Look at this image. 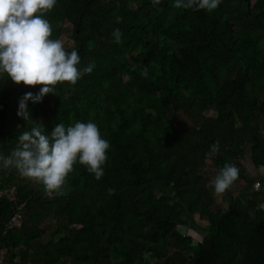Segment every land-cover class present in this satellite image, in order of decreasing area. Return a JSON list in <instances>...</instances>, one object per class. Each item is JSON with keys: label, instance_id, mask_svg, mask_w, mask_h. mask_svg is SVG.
Wrapping results in <instances>:
<instances>
[{"label": "trees", "instance_id": "1", "mask_svg": "<svg viewBox=\"0 0 264 264\" xmlns=\"http://www.w3.org/2000/svg\"><path fill=\"white\" fill-rule=\"evenodd\" d=\"M45 18L51 38L68 34L65 47L78 49V68L93 70L29 101L27 121L19 100L43 85L0 75V153L10 155L38 123L50 133L89 120L110 147L102 178L77 163L58 194L0 168V256L16 264H264V190H251L256 179L243 165L264 166V0H221L212 11L174 0H57ZM225 164L238 177L222 195L212 181ZM195 215L206 225L192 244Z\"/></svg>", "mask_w": 264, "mask_h": 264}, {"label": "clouds", "instance_id": "2", "mask_svg": "<svg viewBox=\"0 0 264 264\" xmlns=\"http://www.w3.org/2000/svg\"><path fill=\"white\" fill-rule=\"evenodd\" d=\"M161 0H152L157 5ZM221 0H174L177 8L215 10ZM57 0H0V75L24 85H43L38 92H26L19 100L17 115L31 119L29 101L42 102L48 93H56L55 85L67 81L76 84L83 73L92 72V66L78 68L79 51L65 47L61 39L51 38L52 26L45 18ZM112 35L119 42V28ZM147 75V71L143 72ZM57 94V93H56ZM37 124L18 137V144L10 155L0 153V168L13 167L27 178L41 182L49 194L59 193L66 177L79 163L87 167L96 179L104 175L109 142L100 133L98 125L89 120L65 126L57 123L50 133ZM219 151V142L211 152ZM238 177V168L225 164L212 181L217 193L224 192ZM109 194L115 190L109 189Z\"/></svg>", "mask_w": 264, "mask_h": 264}, {"label": "rangeland", "instance_id": "3", "mask_svg": "<svg viewBox=\"0 0 264 264\" xmlns=\"http://www.w3.org/2000/svg\"><path fill=\"white\" fill-rule=\"evenodd\" d=\"M70 29L71 28L69 26H67V31H70ZM63 42H64V44L69 43L68 34L65 35ZM181 120H183V123H184V121L186 122L188 119L186 117L182 116ZM243 165L245 167L247 174L250 177H253L256 179V182H255V184L251 190L252 191L264 190V166L254 167L249 158L248 159L246 158L244 160ZM257 184H258V188L256 186ZM236 187H237L236 185L232 187L234 193L237 192V189H239ZM220 194L223 195V192ZM195 222L197 223L196 225H195ZM204 224H205V222L202 219H199L198 215L192 216L191 224H189V226L187 227L188 234L194 233L193 231H196V232L198 231L199 232L198 234L202 235L201 230L198 226L199 225L203 226Z\"/></svg>", "mask_w": 264, "mask_h": 264}, {"label": "built area", "instance_id": "4", "mask_svg": "<svg viewBox=\"0 0 264 264\" xmlns=\"http://www.w3.org/2000/svg\"><path fill=\"white\" fill-rule=\"evenodd\" d=\"M257 188H258V184L256 185ZM21 219V213L19 211L15 212L14 215L11 217L10 221H9V224L8 226L11 228L14 226V224L16 222H18L19 220ZM190 235L193 236L192 238V244H196L200 238H201V235L200 234H195V233H189ZM0 264H16V263H9L5 260V257L4 256H0Z\"/></svg>", "mask_w": 264, "mask_h": 264}, {"label": "crops", "instance_id": "5", "mask_svg": "<svg viewBox=\"0 0 264 264\" xmlns=\"http://www.w3.org/2000/svg\"><path fill=\"white\" fill-rule=\"evenodd\" d=\"M190 231V230H189ZM195 234H197V233H199L198 231L196 232V231H193Z\"/></svg>", "mask_w": 264, "mask_h": 264}]
</instances>
